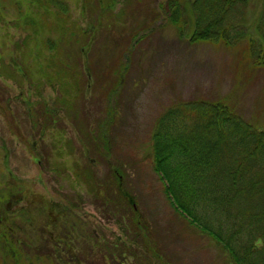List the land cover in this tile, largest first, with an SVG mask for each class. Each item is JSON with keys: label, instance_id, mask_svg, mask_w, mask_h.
<instances>
[{"label": "rangeland", "instance_id": "rangeland-1", "mask_svg": "<svg viewBox=\"0 0 264 264\" xmlns=\"http://www.w3.org/2000/svg\"><path fill=\"white\" fill-rule=\"evenodd\" d=\"M181 1L175 24L171 0H0V188L11 199L0 264H232L171 206L151 149L181 102H222L264 131V0L233 6L217 42L197 41L199 15ZM111 118L107 151L93 138ZM115 169L133 209L117 184L98 197Z\"/></svg>", "mask_w": 264, "mask_h": 264}, {"label": "trees", "instance_id": "trees-1", "mask_svg": "<svg viewBox=\"0 0 264 264\" xmlns=\"http://www.w3.org/2000/svg\"><path fill=\"white\" fill-rule=\"evenodd\" d=\"M241 1L245 0H193L194 11L199 15L194 37L202 32L197 41L223 40L224 32L230 28L226 24L227 12ZM48 2L50 6L59 5L55 0ZM181 3L171 0L175 24L178 21L175 18H179L176 15L183 14ZM59 7L63 14L64 7L62 4ZM44 22L51 26L49 21ZM29 24L34 28L37 25L31 20ZM52 27L61 29L58 24ZM86 45L81 49L84 56L89 53ZM249 45L252 49V42ZM63 75L77 82L81 74L77 77L74 70L65 69ZM122 84L120 78L109 96L116 94ZM177 104L158 120L151 149L154 170L164 183L167 200L177 213L211 238L231 258L232 264H264V131L246 124L233 114V107L222 102ZM111 123L112 118L102 125V134L93 138L107 147V151L111 136L105 127ZM114 175L113 181L97 186L98 197L107 200L117 184L120 198L127 203L125 206L133 209L135 201L121 188L124 175L118 169ZM10 200L0 188V240L4 244L10 242L9 232L2 223L10 210ZM131 221L134 229L143 231L145 236L146 219L135 212ZM130 254L133 259L138 257L134 252ZM110 255L114 259L119 256L116 251Z\"/></svg>", "mask_w": 264, "mask_h": 264}]
</instances>
